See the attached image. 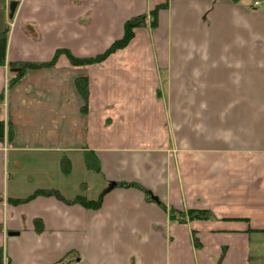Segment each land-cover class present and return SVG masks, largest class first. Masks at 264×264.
Instances as JSON below:
<instances>
[{
    "label": "crops",
    "instance_id": "crops-1",
    "mask_svg": "<svg viewBox=\"0 0 264 264\" xmlns=\"http://www.w3.org/2000/svg\"><path fill=\"white\" fill-rule=\"evenodd\" d=\"M253 1L0 0V264H264V0ZM165 2L156 26L99 63L64 51L95 57ZM85 149L100 169L82 186L71 176L89 169ZM37 190L52 193L12 201ZM157 199L213 216L172 221Z\"/></svg>",
    "mask_w": 264,
    "mask_h": 264
},
{
    "label": "trees",
    "instance_id": "trees-1",
    "mask_svg": "<svg viewBox=\"0 0 264 264\" xmlns=\"http://www.w3.org/2000/svg\"><path fill=\"white\" fill-rule=\"evenodd\" d=\"M233 2H241L242 0H230ZM167 6V2L162 3V4H158L156 5L154 8H152L149 12L150 15V25L152 27L156 26L158 23V12L161 8H164ZM147 15H138L135 16L129 20H127L125 22L124 25V34L120 39L115 40L106 51H104L103 53L92 57V58H78V57H74L68 50H64L65 53L69 56L71 62L73 64L76 65H80V64H87V63H93V62H98V61H102L103 59H105L111 52H113L114 50L118 49V48H122L124 46H126L130 40L132 39V37L134 36V30L137 26H141V25H145L146 24V17ZM6 47H7V33L3 32L0 34V63H3L5 60V56H6ZM62 50H58L55 58L57 57V55L61 52ZM54 61H51L49 63L46 64H38V65H34L31 64L30 66L32 67H41V66H46V65H51ZM76 85L84 99V108L86 109L87 106V98H88V88H87V79L85 77H79L76 79ZM4 122L0 121V139H2L4 137ZM84 159L86 162V165L89 169H92L94 171H99L100 167H99V160L97 158V156L95 155L94 152H90V151H86L84 153ZM94 159V161H92ZM64 170L65 171H69L70 169V161L68 160L67 157L64 158ZM134 185H136L134 183ZM139 186V185H138ZM147 194L149 196H152V192L149 190H146ZM52 191L51 190H37L35 193L31 194L30 196H28L25 199H16V200H12L15 203H19V202H24L27 201L33 197H35L38 194H51ZM74 202L81 204L82 206L86 207V208H98L100 206L101 200L100 197L99 198H88L84 195H77L74 199ZM157 201L160 203V205L168 210L169 212V217L172 221H176V222H185L189 219H194V218H211L213 216L212 212L208 209H202V208H190L187 210H178L172 206L167 207L166 204H164L163 202H160L158 199ZM35 226L37 228V230H41L43 227V223L40 219H36L35 220ZM193 241L194 244L196 246L200 245V241L196 235V233H193ZM59 264H69V259H64L62 263ZM219 264H222V260H219Z\"/></svg>",
    "mask_w": 264,
    "mask_h": 264
},
{
    "label": "rangeland",
    "instance_id": "rangeland-1",
    "mask_svg": "<svg viewBox=\"0 0 264 264\" xmlns=\"http://www.w3.org/2000/svg\"><path fill=\"white\" fill-rule=\"evenodd\" d=\"M247 1H249L250 2V0H242V2H244V3H246ZM251 3H252V1H251ZM250 3V4H251ZM150 15H148L147 14V18H146V24L145 25H149V26H151L150 25V17H149ZM104 60V59H103ZM102 60V61H103ZM99 62H101V61H98L97 63H99ZM81 65H83V64H81ZM83 98V97H82ZM84 106V99H83V103H82V111H84L85 110V108L83 107ZM87 150L85 149L84 150V153L86 152ZM74 159H75V163H79V161H82V158H80V160H79V158H78V156L77 155H75L74 156ZM92 161H94V159L92 160ZM81 163V162H80ZM72 178H75V180L76 181H80V183H81V185L82 186H85V182H90L91 181V179L92 178H96V177H99L97 174H96V172L94 171V170H92V169H87V172H85V170H84V168H82V164H81V166L79 165V164H76V166H75V170H74V173H73V175L71 176ZM85 181V182H84ZM91 192V191H90Z\"/></svg>",
    "mask_w": 264,
    "mask_h": 264
},
{
    "label": "water",
    "instance_id": "water-1",
    "mask_svg": "<svg viewBox=\"0 0 264 264\" xmlns=\"http://www.w3.org/2000/svg\"><path fill=\"white\" fill-rule=\"evenodd\" d=\"M17 2L16 1H13L10 5V16L13 17L14 13H15V10H16V7H17ZM20 68L19 67H14L13 70H19ZM114 185V183H111L109 186L112 187Z\"/></svg>",
    "mask_w": 264,
    "mask_h": 264
},
{
    "label": "built area",
    "instance_id": "built-area-1",
    "mask_svg": "<svg viewBox=\"0 0 264 264\" xmlns=\"http://www.w3.org/2000/svg\"><path fill=\"white\" fill-rule=\"evenodd\" d=\"M259 3H260V0H255L254 1V5H259Z\"/></svg>",
    "mask_w": 264,
    "mask_h": 264
}]
</instances>
